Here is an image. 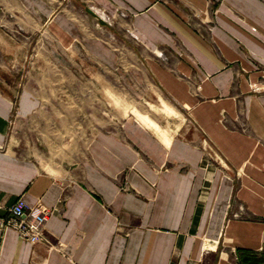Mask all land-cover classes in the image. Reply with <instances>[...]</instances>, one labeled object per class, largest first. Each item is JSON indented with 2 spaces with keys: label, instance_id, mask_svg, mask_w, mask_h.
I'll list each match as a JSON object with an SVG mask.
<instances>
[{
  "label": "crops",
  "instance_id": "crops-1",
  "mask_svg": "<svg viewBox=\"0 0 264 264\" xmlns=\"http://www.w3.org/2000/svg\"><path fill=\"white\" fill-rule=\"evenodd\" d=\"M109 72L140 110L87 136ZM19 198L58 209L36 243ZM0 264H264V0H0Z\"/></svg>",
  "mask_w": 264,
  "mask_h": 264
},
{
  "label": "rangeland",
  "instance_id": "rangeland-1",
  "mask_svg": "<svg viewBox=\"0 0 264 264\" xmlns=\"http://www.w3.org/2000/svg\"><path fill=\"white\" fill-rule=\"evenodd\" d=\"M77 19L79 20L78 25L81 28H87L88 30L98 31L99 35L104 37V40L108 43V45L114 50L117 51V39L115 36L105 33L104 29L99 22L87 14L85 7H78L76 10ZM86 15V16H85ZM36 54V53H34ZM52 71L55 73V75L59 78L56 82L53 83L52 87L55 89V92H58L59 94L63 95L64 97H59V101L55 103L56 105H60L62 109H67L69 105V98L67 95L69 93L73 94L74 97H103L101 92L99 91V87H97L94 84H87L86 87H84V84L86 79H81L78 76V80H76V85H72V88L70 90L68 82L69 80V74L66 71H63L62 69L51 67ZM109 79V87L114 88L115 90L119 88L121 92L124 94V103L119 102V109L117 108V101L115 97H109V102H101V101H93L91 103H88V111L83 110L84 109V103H81L80 101H77V109L82 110L77 114L75 125L76 126H82L86 132L87 136L94 131L98 126H100V123H104L105 119L110 118L113 115V113H118L117 115L119 118L114 116V119H119V121L124 118L132 115L134 112L138 113L140 110V104L136 102V95L133 93L131 86H128L126 84L122 85L120 82L117 81L116 75L109 72L108 75ZM109 90V93L112 94V91ZM115 99V101L112 100ZM144 106L143 108H145ZM117 109L119 110L117 112ZM147 108H145L146 110ZM94 111H97L94 113ZM114 113V114H115ZM117 117V118H116ZM73 123L70 124V126H74Z\"/></svg>",
  "mask_w": 264,
  "mask_h": 264
},
{
  "label": "built area",
  "instance_id": "built-area-1",
  "mask_svg": "<svg viewBox=\"0 0 264 264\" xmlns=\"http://www.w3.org/2000/svg\"><path fill=\"white\" fill-rule=\"evenodd\" d=\"M57 210V208L47 209L41 206L32 209L22 198H19L9 208L3 224L5 227L15 229L23 239L36 243L43 239L45 224Z\"/></svg>",
  "mask_w": 264,
  "mask_h": 264
}]
</instances>
